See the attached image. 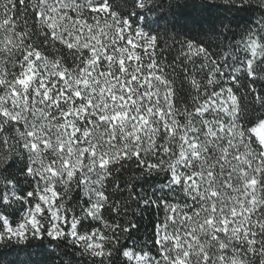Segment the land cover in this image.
<instances>
[{
	"label": "snow or ice",
	"instance_id": "1",
	"mask_svg": "<svg viewBox=\"0 0 264 264\" xmlns=\"http://www.w3.org/2000/svg\"><path fill=\"white\" fill-rule=\"evenodd\" d=\"M129 4L0 0V243L72 241L105 264L110 227L121 264H264V12L214 46H161ZM129 201L157 210L152 246L121 245Z\"/></svg>",
	"mask_w": 264,
	"mask_h": 264
},
{
	"label": "trees",
	"instance_id": "2",
	"mask_svg": "<svg viewBox=\"0 0 264 264\" xmlns=\"http://www.w3.org/2000/svg\"><path fill=\"white\" fill-rule=\"evenodd\" d=\"M115 2L113 0V5ZM136 2L139 3V0ZM255 9H258V5L210 4L208 0H159L154 5L149 4L147 11L133 9L124 12L131 14L130 22L135 21L136 26L158 37L161 46L165 41L172 43L173 38L206 40L214 46L217 34L223 32L227 35V29L237 32L241 27L245 28L254 22L257 17ZM115 10L122 11L121 8ZM142 186L149 190L148 181ZM157 216L154 207L134 215L133 220L139 222V229L124 244L129 248L135 244L152 246L154 226L158 223ZM29 258L33 264H85L86 260L67 241L61 244L47 237L41 239L30 236L27 244H17L15 240L0 243V264H21Z\"/></svg>",
	"mask_w": 264,
	"mask_h": 264
},
{
	"label": "clouds",
	"instance_id": "3",
	"mask_svg": "<svg viewBox=\"0 0 264 264\" xmlns=\"http://www.w3.org/2000/svg\"><path fill=\"white\" fill-rule=\"evenodd\" d=\"M159 0H139V3L136 2L135 6H132L131 4L129 5H122L121 9L122 11L124 10H144L147 11V6L149 4H156L158 3ZM208 3L210 4H226V5H237V6H244V5H258V9H255L256 11V16L259 17L261 12H264V0H208ZM141 5H143V8H141ZM111 7H115V5H110ZM244 27H241L239 29V32H243L244 31ZM255 118H259L261 115H264V110H262L259 113H255L252 114ZM251 118V117H248ZM240 122L243 123L244 128L247 129L248 124H247V119H246V114L242 113L241 117H240ZM255 126V125H253ZM237 131H239V129H237ZM13 163V155L11 153L5 155L4 153H0V173L3 172V170L9 165ZM23 164V157H21L19 160L16 161V167L20 168ZM21 179H23V175L21 174ZM125 180L131 181L132 183L135 184H139L142 185L145 181L149 182V187L151 186V184L153 183V180L151 179L150 176L146 175L145 173L142 172H137L135 171V169H132L129 173L125 174L124 177ZM159 179H163V175H161L159 177ZM76 193V189L73 188L72 189V195H74ZM84 194L81 195V197H83ZM62 203H64L62 201ZM130 207L127 209L128 211V215L126 217H124L125 221H130L133 220V216H132V212L135 211V207L134 204H131V201H129ZM14 207L18 210L19 209V205L18 204H14ZM9 212H12L13 209L9 208L8 209ZM23 214V213H21ZM123 215V213H122ZM105 231H108V238L104 241L105 244H109L111 245V250L113 253V258L110 261L107 257V255L105 256V264H121L122 262V257L118 260L117 259V251H116V245L114 243H112L111 240V230L110 227L106 228ZM118 239L121 243V245L124 244L125 241L129 240V236L128 233L126 232H122L121 234H119ZM7 243V242H5ZM68 244H72V241H68ZM83 247V246H82ZM80 256V254H78ZM87 258V257H85ZM82 264V262H81ZM88 264H91V260L89 259Z\"/></svg>",
	"mask_w": 264,
	"mask_h": 264
}]
</instances>
